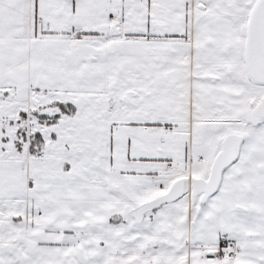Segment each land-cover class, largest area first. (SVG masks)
I'll return each instance as SVG.
<instances>
[{
  "label": "snow or ice",
  "instance_id": "snow-or-ice-1",
  "mask_svg": "<svg viewBox=\"0 0 264 264\" xmlns=\"http://www.w3.org/2000/svg\"><path fill=\"white\" fill-rule=\"evenodd\" d=\"M0 264H264V0H0Z\"/></svg>",
  "mask_w": 264,
  "mask_h": 264
}]
</instances>
